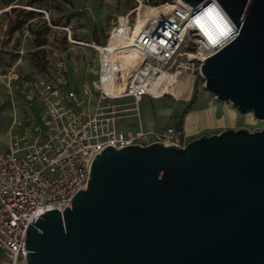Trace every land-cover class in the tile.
Wrapping results in <instances>:
<instances>
[{
    "label": "water",
    "instance_id": "95a60500",
    "mask_svg": "<svg viewBox=\"0 0 264 264\" xmlns=\"http://www.w3.org/2000/svg\"><path fill=\"white\" fill-rule=\"evenodd\" d=\"M180 1H215L234 26L200 66L206 90L264 120V0ZM24 248L27 264H264V129L107 146L70 207L28 225Z\"/></svg>",
    "mask_w": 264,
    "mask_h": 264
},
{
    "label": "built area",
    "instance_id": "2783aa9c",
    "mask_svg": "<svg viewBox=\"0 0 264 264\" xmlns=\"http://www.w3.org/2000/svg\"><path fill=\"white\" fill-rule=\"evenodd\" d=\"M193 12L174 0L170 12L149 17L135 35L130 15L118 17L106 42L92 45L97 61L93 80L79 87L61 81L36 84L38 115L31 142L13 137L7 149L0 148V264H27L28 225L44 212L62 213L70 207L74 195L86 189L93 160L107 146L187 145L188 138L175 125L162 131L144 130L136 104L143 97H172L163 90L165 76L181 73L186 68L182 61L201 65L229 43L208 48L195 39L189 32ZM218 18V28L228 30ZM235 37L234 33L232 40ZM129 50L136 56L124 60ZM127 99L135 106L115 104ZM130 112L138 119L135 133L117 126Z\"/></svg>",
    "mask_w": 264,
    "mask_h": 264
},
{
    "label": "rangeland",
    "instance_id": "374dc122",
    "mask_svg": "<svg viewBox=\"0 0 264 264\" xmlns=\"http://www.w3.org/2000/svg\"><path fill=\"white\" fill-rule=\"evenodd\" d=\"M173 3L174 0H158V5L153 6L151 0H0V148L7 149L13 137L31 142L38 115L34 98L38 82L61 81L71 87L90 82L97 70L92 45L106 42L118 17L129 14L134 24L137 9L141 8L143 18L151 17L156 10L164 15L171 11ZM18 11L23 13L19 17ZM16 17L23 24L8 33V23ZM180 65L187 69L178 77L176 97H143L136 104L140 120L144 122L147 118L146 122H154L157 131H162L168 123L180 121L184 114L196 113L199 105L206 102L232 108L206 90L200 75L201 65L187 61ZM92 100L94 104L95 95ZM132 102L117 100L115 104L127 103L132 108L135 106ZM166 110L168 115H163L161 112ZM236 113L233 130L256 133L264 129V120L255 119L251 113ZM134 114L130 112V116L117 122L125 133L139 130Z\"/></svg>",
    "mask_w": 264,
    "mask_h": 264
},
{
    "label": "crops",
    "instance_id": "0c3cea01",
    "mask_svg": "<svg viewBox=\"0 0 264 264\" xmlns=\"http://www.w3.org/2000/svg\"><path fill=\"white\" fill-rule=\"evenodd\" d=\"M161 113L163 115H168L169 112L166 110ZM236 118V111L229 106L223 105L219 107L212 102L209 104L206 102L203 105H199L196 113L184 114L180 121L176 120L174 123H168L166 124L165 128L168 125L180 127L188 138L187 143H189L203 135L212 136L219 134L225 129H233V123L235 122ZM146 120L147 118H145L144 122L141 120L144 130L157 131L156 126L154 128V122H146Z\"/></svg>",
    "mask_w": 264,
    "mask_h": 264
},
{
    "label": "clouds",
    "instance_id": "9594fccd",
    "mask_svg": "<svg viewBox=\"0 0 264 264\" xmlns=\"http://www.w3.org/2000/svg\"><path fill=\"white\" fill-rule=\"evenodd\" d=\"M209 9L216 10L215 11L216 14L220 16L221 21L224 23L225 27L228 30H225L223 28H218V26L212 30L209 28V26H207L203 22H202L203 26L198 25L196 23L197 19L200 16H204V14L207 13ZM221 10L222 9L218 5V3L215 1H212L208 6L204 8H199L197 12L196 10H194L193 17L189 21V29H190L189 32L193 34V37L195 39H198V38L201 39L204 42L205 46L208 48L222 47L223 45L230 42L234 36V33H235L234 28L232 27L230 20L227 19V17ZM221 32H224L225 34L221 35Z\"/></svg>",
    "mask_w": 264,
    "mask_h": 264
},
{
    "label": "bare ground",
    "instance_id": "6f19581e",
    "mask_svg": "<svg viewBox=\"0 0 264 264\" xmlns=\"http://www.w3.org/2000/svg\"><path fill=\"white\" fill-rule=\"evenodd\" d=\"M178 1H180V0H178ZM169 7H167L166 9H168ZM156 9V8H155ZM153 10V9H152ZM216 10L214 9V11H213V13H212V16L211 17H208V16H206L205 14H204V16H200L199 18H203V20H202V22L203 23H205L207 26H209V28L210 29H215V27H217V20L219 19L218 18V16H215L216 14L214 13ZM153 12V11H152ZM146 13V12H145ZM151 13V12H150ZM159 13V12H158ZM157 10H156V13L155 14H150L151 15V17H154V16H157ZM159 15V14H158ZM149 17H145V18H143L142 16H141V8H139V9H137V17H136V19H135V22H134V31H133V33H134V35L135 34H137L139 31H140V29H141V27H142V25H143V23H144V21L146 20V19H148ZM197 23V22H196ZM198 25H200V24H198ZM231 25H232V23H231ZM232 27L234 28V26L232 25ZM136 55H135V53H134V51H132V50H129L128 52H127V54H126V56H124L123 57V59L124 60H128V59H132V58H134ZM183 64V63H182ZM185 69H187V68H185ZM177 74V73H176ZM182 75V72L181 73H179V74H177V75H170V76H165V80H167V82H166V84L167 85H165L164 86V88H163V90H166V92L168 93V94H170V95H172V97L174 98V97H176L177 96V94H178V90H179V85H180V82H179V78L178 77H180ZM162 79H164V76L162 77ZM168 85H170V86H168Z\"/></svg>",
    "mask_w": 264,
    "mask_h": 264
},
{
    "label": "trees",
    "instance_id": "16d2710c",
    "mask_svg": "<svg viewBox=\"0 0 264 264\" xmlns=\"http://www.w3.org/2000/svg\"><path fill=\"white\" fill-rule=\"evenodd\" d=\"M151 4L153 6L158 5V0H151ZM18 12H17V17H19V16H21V14H23L22 11H18ZM17 17H16L15 20H13V21L10 20L9 21V23H8V33H13V32L18 30L22 26L23 22L22 21H18ZM94 42L98 43V40H97L96 37H94Z\"/></svg>",
    "mask_w": 264,
    "mask_h": 264
},
{
    "label": "snow or ice",
    "instance_id": "6c2138e0",
    "mask_svg": "<svg viewBox=\"0 0 264 264\" xmlns=\"http://www.w3.org/2000/svg\"><path fill=\"white\" fill-rule=\"evenodd\" d=\"M213 11H214V9H209L208 12L205 15L208 16V17H211ZM202 20H203V18H198L197 21H196L197 24H200L201 26H203L202 25ZM224 34H225L224 32H221V35H224Z\"/></svg>",
    "mask_w": 264,
    "mask_h": 264
}]
</instances>
